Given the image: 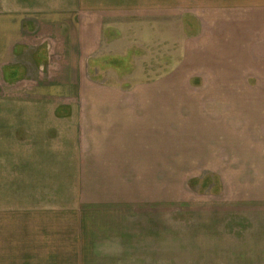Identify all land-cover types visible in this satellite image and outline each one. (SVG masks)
Listing matches in <instances>:
<instances>
[{
    "label": "crops",
    "instance_id": "0c3cea01",
    "mask_svg": "<svg viewBox=\"0 0 264 264\" xmlns=\"http://www.w3.org/2000/svg\"><path fill=\"white\" fill-rule=\"evenodd\" d=\"M144 28L168 39L173 65L129 85L95 78L110 73L94 66L109 46ZM0 91V168L21 170L20 194L43 206L35 219L8 213L18 227H0V264H89L135 225L127 208L143 189L166 182L174 200L176 183L203 174L216 180L205 213L264 218V0H0Z\"/></svg>",
    "mask_w": 264,
    "mask_h": 264
},
{
    "label": "rangeland",
    "instance_id": "374dc122",
    "mask_svg": "<svg viewBox=\"0 0 264 264\" xmlns=\"http://www.w3.org/2000/svg\"><path fill=\"white\" fill-rule=\"evenodd\" d=\"M143 19H146L145 16ZM133 22L129 19L127 23ZM161 24L160 27L165 26ZM133 30L131 32H134ZM113 31L117 32V30ZM165 31L161 28L158 30L160 36H164ZM175 31L176 29H170L173 34ZM151 32L154 33V30L144 28L142 35L138 36L134 44L109 46L110 50L106 51L105 55L106 60L97 61L94 66L98 69L106 68L110 73L95 78L105 83L129 85L164 74L174 63L166 59L169 55V42L167 38H159V41L153 42ZM109 36L114 38L117 35L112 32ZM131 36L134 37L131 34L128 38ZM128 40L134 41L133 38ZM43 61L38 59L32 62V65L35 64L34 67H37L38 64L49 63ZM18 69L17 72H24L20 64ZM46 70L44 69L43 74ZM19 77L28 80L27 76ZM5 78L4 76L2 79L6 81ZM47 78L48 81L52 80V77ZM35 79L37 78H29L30 81ZM7 95L0 91V116H6V113L11 112L3 107ZM2 129L3 127L0 126V130ZM3 137L5 138L4 135ZM7 142L10 143L8 139H0V148L3 151ZM22 175L24 174L21 170L0 168V227L2 228L18 227L14 224L18 221H13V217L8 220V213L23 215L20 218L30 220L35 219L34 214L43 212L41 209L43 206L26 203V199L20 194L23 192L22 184L19 185L23 180ZM215 183L214 178L204 174L200 179L189 181L187 187H184V183H180V186L176 183L173 190L174 200L171 196L167 197L172 190L166 187V182L160 183L157 196L156 190L153 189V196L149 197L147 190L143 189V197L140 199L142 203L126 207L128 212L136 214L138 220L135 225L131 222L132 225L128 223L124 228L122 221H116L118 224L122 222L123 225L118 228L116 236L109 238L111 246L109 245L108 248V244L99 243L96 247L97 251L91 254L93 258L89 264H264V218L231 220V215H222L230 219L218 220V213L212 217V214L205 213V206L198 204L200 196L204 199L209 191H213ZM110 207L96 205L95 214L103 217L105 213L110 218L121 214L122 218L123 210ZM200 210L202 211L201 229L198 226ZM53 211L48 206L44 217L49 228L55 227L54 216H48V212ZM89 213H92L91 208ZM199 229L202 235H197Z\"/></svg>",
    "mask_w": 264,
    "mask_h": 264
}]
</instances>
